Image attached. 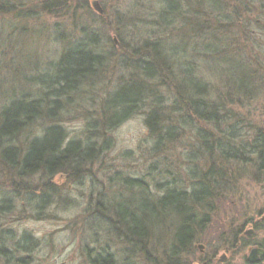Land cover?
I'll use <instances>...</instances> for the list:
<instances>
[{
  "label": "rangeland",
  "instance_id": "1",
  "mask_svg": "<svg viewBox=\"0 0 264 264\" xmlns=\"http://www.w3.org/2000/svg\"><path fill=\"white\" fill-rule=\"evenodd\" d=\"M94 1L101 15L91 8ZM174 1L180 18L165 27L159 19L165 0H0V109L10 99L41 93V80L52 75L67 48L94 41L93 52L104 59L94 78L62 99L53 116L29 129L30 136L48 124L61 127L67 139L93 128L103 132L104 99L131 80H142L137 69L157 52L169 63L162 74L167 85L162 81L157 92L163 114L172 123L185 114L191 118L187 125L165 124L172 137L155 143L146 124L149 109L140 106L97 140L99 156L74 175L18 178L0 165V204L9 208L0 212V264H91L104 252L116 264H150L142 246L130 250L97 220L108 206L144 200L145 193L148 199L166 189L191 194L210 169L213 182H203L212 197L195 213L196 222L203 214L207 222L176 262L245 264L252 243L264 237V221L258 222L264 214V172L251 148L264 127V0ZM186 67L207 84L211 102L224 104L218 124L179 111L173 90L178 83L172 80H182ZM101 138L107 141L103 146ZM176 223L173 218L163 223L153 231V243L144 241L154 262L165 259ZM250 229L254 233L244 236Z\"/></svg>",
  "mask_w": 264,
  "mask_h": 264
},
{
  "label": "trees",
  "instance_id": "2",
  "mask_svg": "<svg viewBox=\"0 0 264 264\" xmlns=\"http://www.w3.org/2000/svg\"><path fill=\"white\" fill-rule=\"evenodd\" d=\"M165 1L167 5L161 10L159 19L161 22L165 21L163 24L165 27H169L174 18H180V13H178L180 6L174 0ZM167 19L169 22H166ZM93 37L95 36L91 35L89 38ZM155 43L158 44V42ZM156 45L150 44V46H154L153 49ZM94 49V41H84L71 47L61 55L60 60L54 66L55 69H52V75L44 77L45 81L41 80L43 82L41 83L43 87L40 89L41 93H38L37 96L29 94L26 97L10 99L8 104L0 109V165L7 171L15 173L18 178H26L40 173L43 179L47 178L48 180L64 173V171L74 175L85 162L91 163L99 156V150H96V145L99 143L97 140L104 133H108L115 126L129 119L134 112L140 110V106L149 109L146 124L150 134L156 135L153 137L156 140L155 143L172 137L171 129H167L165 124L174 128L178 122L183 121L185 125L191 122V118L187 114L176 123H172L174 120L163 114L165 108L161 106L159 99L163 100V98L157 92L162 81L167 85L162 74L166 72L169 63L160 58L157 52V58L145 59L143 66L137 69L143 74L142 80L134 82L131 80L126 83L127 85L120 86L108 98L104 99L102 115L105 121L100 120L103 132L93 128L91 132L84 131L79 137L67 139L66 133L61 127L48 124L46 127H42L39 134L30 136L29 129L35 124L43 125L45 122H40L45 119V116H53L62 99L69 98L70 94H75L78 91L84 81L94 78L95 68L104 64V59L100 54L93 52ZM171 55L178 59L174 54ZM193 75L192 70L186 67L183 78L181 77L182 80H172V82L178 83L177 88L174 87L173 90L177 97L176 104L180 106L179 111H182L183 114L188 112L206 125L218 124L216 120L220 117V112L225 111L222 109L224 104L220 102L217 105L211 102L210 89L207 84ZM238 82L240 84V81ZM49 93L53 95H50L51 99L48 100L44 97ZM171 106L175 107L173 101ZM60 110L62 109L58 111ZM27 137L29 138L24 141ZM199 139L205 148L209 149L206 147L209 142L206 140L207 138L199 135ZM105 143L107 141L101 138V146ZM251 148L258 160L257 169L264 172V127L257 131ZM218 171L220 170L216 171L217 174L223 175ZM212 176L214 177L211 169L203 174L202 181L199 182L200 187L198 189L193 187L191 194H187L185 191L166 189L165 194L160 197L151 196L148 199L145 193V196H142L144 200L129 199L130 201L125 200L117 205L108 206L105 209V214L108 216L104 214V218L97 220V225H107L108 227H102L108 232L120 235V238L129 244L130 250L142 246L146 255L145 259L150 264H178L176 262L178 255L186 253L198 230L201 231L207 222L206 214H203L196 222L195 213L202 210V205L212 197L209 184L204 183L208 180L213 182ZM126 184L129 185V183ZM130 185L132 184L130 183ZM8 210L9 208L0 204V212L7 213ZM209 210L210 208L207 209V213ZM172 218L177 221L172 244L167 250V255L162 254L165 259L154 262L151 252L144 249L147 247L144 241L153 243L155 241L153 231L156 232L163 223L171 221ZM234 240H236L235 237ZM0 251L3 253L2 250ZM90 262L91 264H116L115 259L107 252L98 253Z\"/></svg>",
  "mask_w": 264,
  "mask_h": 264
},
{
  "label": "water",
  "instance_id": "3",
  "mask_svg": "<svg viewBox=\"0 0 264 264\" xmlns=\"http://www.w3.org/2000/svg\"><path fill=\"white\" fill-rule=\"evenodd\" d=\"M92 8L99 14H102V11L99 7V4L97 2L92 3ZM251 230L247 232L249 234ZM200 249V247H199ZM262 258H264V250L259 248H253L249 251L248 256L246 257V261L248 263H258ZM224 258H221V262L224 261Z\"/></svg>",
  "mask_w": 264,
  "mask_h": 264
},
{
  "label": "flooded vegetation",
  "instance_id": "4",
  "mask_svg": "<svg viewBox=\"0 0 264 264\" xmlns=\"http://www.w3.org/2000/svg\"><path fill=\"white\" fill-rule=\"evenodd\" d=\"M262 221H264V214L262 215V217H261V219L258 221V222H262ZM258 222H256V223H258ZM251 230V232L249 233V234H247V232L249 231H245L244 233H243V235L245 236H251L253 233H254V231H253V229H250ZM253 248H259V249H263L264 250V237L263 238H261V240H259V241H257V242H254V243H252V245H251V248L249 249V251L251 250V249H253ZM249 253V252H248ZM247 256H248V254H247ZM246 256V257H247ZM262 260V259H261ZM261 260L259 261V262H261ZM244 261H245V264H258V263H248L247 261H246V258L244 259Z\"/></svg>",
  "mask_w": 264,
  "mask_h": 264
},
{
  "label": "bare ground",
  "instance_id": "5",
  "mask_svg": "<svg viewBox=\"0 0 264 264\" xmlns=\"http://www.w3.org/2000/svg\"><path fill=\"white\" fill-rule=\"evenodd\" d=\"M94 2H97V1H94ZM92 8V6H91ZM93 9V8H92ZM94 10V9H93ZM95 11V10H94ZM97 13V12H96ZM98 14V13H97ZM70 49V48H69ZM68 51V48L63 52L64 54ZM60 60V59H59ZM263 259V258H262Z\"/></svg>",
  "mask_w": 264,
  "mask_h": 264
}]
</instances>
